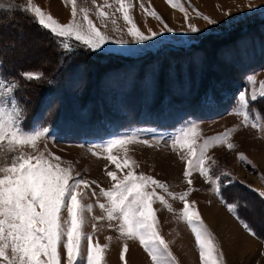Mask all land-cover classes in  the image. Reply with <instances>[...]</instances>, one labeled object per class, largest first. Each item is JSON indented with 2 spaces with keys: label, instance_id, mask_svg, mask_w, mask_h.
Instances as JSON below:
<instances>
[{
  "label": "rangeland",
  "instance_id": "rangeland-1",
  "mask_svg": "<svg viewBox=\"0 0 264 264\" xmlns=\"http://www.w3.org/2000/svg\"><path fill=\"white\" fill-rule=\"evenodd\" d=\"M203 1L174 0L177 6H172L168 0H125L129 14L145 34L149 29L159 32L164 23L174 30L153 41L135 43L127 32L129 25L123 13L118 11L117 0H77L76 19L82 20L84 13L79 9H86L95 26L111 39L104 51L95 52L69 41L75 48L71 53L62 49L31 14L18 7H0V71L20 84L15 96L25 109L24 129L48 127L49 135L38 141L39 150L59 156L64 167L71 162L73 175L79 173L85 180L110 188L112 181L106 167L118 175L120 171L98 146L140 130V139L148 140L151 146L132 143L125 146L126 152L116 148L112 154L121 162L129 157L135 160L137 173L166 183L170 192L181 193L191 187L188 199L196 202V210L223 253V264H264V198L258 194L264 191V98L258 97L250 104L247 124L245 109L234 111L239 107L238 94L244 90L250 95L264 81V0H210L211 9L205 8ZM32 2L62 24L73 19L72 5L66 0ZM0 3L26 6L28 0ZM97 6L109 15L100 17ZM145 8L155 9L163 22L146 15ZM197 10L202 15H197ZM204 16L217 23L208 24ZM188 24L201 31H187ZM117 39L130 42L120 45L114 42ZM26 71H39L44 76L27 81L20 75ZM249 76L255 77V84L248 83ZM191 122L198 126V143L233 130L229 142L234 149L213 144L207 154L217 162L213 176L230 173L223 177L221 183L227 186L221 191L224 200L239 205L238 213L229 212L213 185L198 171L192 173L193 183L188 185L183 175L186 161L181 159L186 149L174 150L170 137ZM253 123L259 127H253ZM161 135L164 138L159 140ZM24 151L33 149L26 146ZM240 153L251 163L241 161ZM15 154L8 151L5 142L0 163L5 158L10 161ZM92 188L99 193L96 185ZM157 192L172 206L169 211L160 201L153 204L160 234L173 256L178 264H201L194 234L180 219L183 202L162 189ZM99 199L104 202L103 197ZM96 200L89 191L84 203L94 207L85 213L84 232L92 233L95 224L93 242L109 244L104 264H122L119 253L125 242L129 245L125 257L128 264H152L138 240L126 241L115 228L108 227L109 221L92 218L105 215ZM60 251L63 254L62 248Z\"/></svg>",
  "mask_w": 264,
  "mask_h": 264
},
{
  "label": "snow or ice",
  "instance_id": "snow-or-ice-1",
  "mask_svg": "<svg viewBox=\"0 0 264 264\" xmlns=\"http://www.w3.org/2000/svg\"><path fill=\"white\" fill-rule=\"evenodd\" d=\"M66 3H71L73 17L66 24L58 22L32 0H28L26 6L0 3V7H18L31 14L33 20L49 31L67 53L75 51L69 41H74L92 52L104 51V45L111 38L95 26L86 9H79L84 15L82 20L76 19L77 0H66ZM117 3L120 6L118 11L123 13V19L129 25L127 32L132 42L153 41L165 32L174 31L164 23L159 32L149 29V33L145 34L129 14L125 0H117ZM168 3L177 6L174 0H168ZM141 7L143 8V5ZM97 11L100 17L109 15L101 6H97ZM181 11H184L182 6ZM144 12L163 22L155 9L149 11L145 8ZM197 15L202 14L197 10ZM203 18L210 25L217 23L208 16ZM187 19L185 13V20ZM187 31L197 33L201 30L195 25L188 24ZM114 42L125 45L130 41L117 39ZM2 67L0 61V69ZM20 75L27 81L40 80L44 76L39 71H26ZM247 81L255 84V77L249 76ZM19 88L18 81L5 77L0 71V150L6 142L8 151L16 153L10 161L5 158L4 162L0 163V264H104L105 251L109 244L100 245L93 242L95 224L92 225V233L84 232L87 224L85 213L92 212L94 207L91 203H84L89 191L97 197L96 204L105 213L102 216H93L94 220L109 221L108 227L115 228L126 241L138 240L151 258L152 264H178L168 242L160 234L153 204L160 201L169 211L172 210V206L157 189H162L168 196L183 202L180 219L190 226L194 234L201 264H223V253L218 249L212 233L196 210V202L188 199L193 190L191 187L181 193L170 192L166 183L143 172L137 173L135 169L138 164L135 160L129 157L121 162L112 154L116 148H124L126 152L125 146L132 143L151 146L148 140L140 139V130L121 134L98 146L108 153L107 160L120 171L118 175L117 171L107 170L106 167V175L111 178L112 185L105 189L95 180H85L79 173L73 175L71 162L64 167L59 156L39 150L38 141L49 135V128L40 125L33 126L30 130L24 129L25 109L15 96ZM258 97L264 98V81L260 82L258 90L253 88L250 95L244 90L238 94L239 107L234 111L239 113L241 109H245L243 112L245 124L249 118L247 109ZM253 127L259 125L253 123ZM232 131L229 129L215 136L203 138L202 142L198 143L201 139L198 126L191 122L179 129L170 139L174 150L177 147L186 149L181 159L186 161L183 175L188 185L191 186L193 183L192 173L198 171L206 182L213 185V191L225 203L229 212L238 213L239 205L224 200L221 191L222 187L227 186L221 181L223 177L230 176V173L223 172L221 175L213 176V166L217 162L207 154L213 144H226L228 149H234L235 145L229 142ZM163 138L161 135L159 140ZM26 146L31 147L33 152H25ZM93 154L99 155L95 151ZM239 159L251 163L243 153L239 154ZM92 185L99 188V193ZM258 194L264 198V191ZM99 197H103L104 202H100ZM237 219H240L239 215ZM113 220L117 223L112 224ZM244 227L255 235L250 225L244 223ZM61 248L64 250L63 254ZM128 251L129 245L125 242L119 253L122 264H128L125 258Z\"/></svg>",
  "mask_w": 264,
  "mask_h": 264
},
{
  "label": "bare ground",
  "instance_id": "bare-ground-1",
  "mask_svg": "<svg viewBox=\"0 0 264 264\" xmlns=\"http://www.w3.org/2000/svg\"><path fill=\"white\" fill-rule=\"evenodd\" d=\"M212 1V0H211ZM210 0H204L203 3H204V7L207 8V9H211L212 6L210 4H212Z\"/></svg>",
  "mask_w": 264,
  "mask_h": 264
},
{
  "label": "trees",
  "instance_id": "trees-1",
  "mask_svg": "<svg viewBox=\"0 0 264 264\" xmlns=\"http://www.w3.org/2000/svg\"><path fill=\"white\" fill-rule=\"evenodd\" d=\"M190 49V48H189ZM186 50V49H185ZM185 50H183V51H185ZM134 96V95H133ZM135 102H137L136 100H135Z\"/></svg>",
  "mask_w": 264,
  "mask_h": 264
}]
</instances>
